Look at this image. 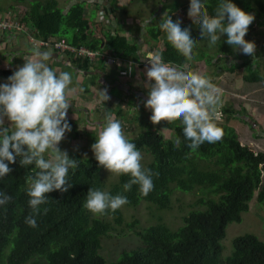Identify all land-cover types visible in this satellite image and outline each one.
Wrapping results in <instances>:
<instances>
[{
    "label": "trees",
    "instance_id": "trees-1",
    "mask_svg": "<svg viewBox=\"0 0 264 264\" xmlns=\"http://www.w3.org/2000/svg\"><path fill=\"white\" fill-rule=\"evenodd\" d=\"M21 2L27 3L24 15L21 19L9 18L23 23L28 31L20 34L28 41L30 38L45 41L64 39L73 46L86 45L113 56L139 60V45L129 42L117 29L106 32L103 23L97 19L93 21L91 13L87 14L85 2L73 3L67 10L61 9L57 0ZM219 2L205 0L210 15H214ZM233 2L254 14L245 39L255 42V57L242 52L239 54L227 44L226 34L217 44L211 45L210 52L214 53L216 48V54L204 53L198 48L197 40L206 48L209 41L202 38L200 28L188 16L190 3L173 8L169 16L173 21L180 20L182 28H190L191 36L196 39L192 59L179 54L167 41L166 33L159 28L161 21L148 30L154 43L151 53L159 55L164 63L179 67L190 61L203 60L208 66L214 65L215 71L208 75L212 80L218 77V71L235 73L239 66L243 71V81H264V41L258 42V37L264 36V0ZM103 9L113 16L109 7L104 6ZM71 56L75 57L79 67L91 65L88 58ZM229 57H239L243 62L238 66L227 64ZM5 74L10 76L13 72L6 70ZM221 112L225 118V124L219 125L224 133L222 140L205 142L195 151L187 147L179 120L154 125L148 112V121L143 119L144 122L140 123L144 124V130L129 141L148 157L143 167L158 173L153 176L154 188L147 196L139 192L137 185L125 192L123 185L129 176H119L117 183L107 192L126 196L128 203L122 209L105 215L93 214L84 207L89 188L106 191L101 173L104 167L95 157L69 154L79 164L75 172L69 170L72 187L65 193L54 190L46 194L48 203L42 208H48V212L36 217L38 227L35 228L25 223V217L31 211L26 176L32 166L21 167L20 157L15 164L5 161L13 171L0 179V191L10 195L12 200L0 207V264H264V242L251 234L235 237L231 253L225 259L220 257L228 225L241 222L242 214L248 212L255 196L257 203L264 205V153H254L241 145L235 130L227 126L230 120L241 116L240 112L231 108H222ZM162 129L171 131L173 140L164 138ZM176 137L182 141L179 148L174 147ZM175 192L199 197L188 205L179 201V211L183 215L182 224L177 229H171L161 218L147 227H140L138 219L125 223L124 208L136 209L145 202L158 212L168 211L172 209ZM126 234H133L139 245L122 251L117 259L109 261L101 253L103 241Z\"/></svg>",
    "mask_w": 264,
    "mask_h": 264
},
{
    "label": "clouds",
    "instance_id": "clouds-1",
    "mask_svg": "<svg viewBox=\"0 0 264 264\" xmlns=\"http://www.w3.org/2000/svg\"><path fill=\"white\" fill-rule=\"evenodd\" d=\"M188 16L193 24L198 25L202 38H207L210 46L217 44L226 34L227 44L255 57V42L245 39L254 14L240 8L233 0H220L214 15L209 14L205 0H190ZM150 20L142 23V33ZM159 28L166 33L167 41L179 54L192 59L196 39L191 36L190 28H182L181 21H173L171 16L162 18ZM96 51L112 61L119 58L100 49ZM107 58L99 57L94 63L100 59L108 62ZM141 58H146L150 65L146 77L151 87L144 106L152 112V123L159 125L162 121L169 124L181 121L184 140L192 151L205 142L221 141L224 135L219 126L222 90L211 78L186 70V66H170L156 54L149 53ZM48 59V53L37 50L31 59H25L23 66L7 78V82L0 83V179L13 171L9 163H17V157H20L21 167L32 166L26 176L31 211L25 217V223L33 228L38 227L36 217L48 212V208H42L48 203L46 194L54 190L67 192L72 187L69 170L75 172L79 166L77 159L59 147L66 133L71 131L67 114L72 101L69 98L72 76L66 71L57 73L46 63ZM101 98L103 102L110 99L107 89L102 90ZM6 121L9 122L7 126ZM102 125L96 142L91 145L98 164L111 174L129 176L123 185L125 192L137 185L139 192L147 196L154 188L153 176L158 173L143 167L141 152L125 136L118 118L114 119L109 113ZM181 143L179 137L174 139V147L179 148ZM11 200L10 195L0 191V207ZM127 203V197L122 194L112 195L91 187L84 207L93 214L105 215Z\"/></svg>",
    "mask_w": 264,
    "mask_h": 264
},
{
    "label": "rangeland",
    "instance_id": "rangeland-1",
    "mask_svg": "<svg viewBox=\"0 0 264 264\" xmlns=\"http://www.w3.org/2000/svg\"><path fill=\"white\" fill-rule=\"evenodd\" d=\"M57 2L59 7L65 10H67L73 3L85 2L87 14L89 15L91 13L90 17L93 21L96 19L99 21L100 18L103 22H107L108 24L103 23L105 25L103 29L107 28L109 33L112 29H117L120 34L127 36L129 42L138 44L140 52L144 47L143 55L145 57V54L148 53V49L154 45L148 32L149 27L156 26L162 18L167 19L170 10L182 4L190 3V0H57ZM26 4V2H21V0H0V16H2L0 20H3V18H9V16L21 19L26 12ZM104 6L109 7V10L111 11L113 10V16L106 13L107 11L103 9ZM145 20H150V24L146 26V30L142 33V23ZM118 22L123 23V26H119ZM113 25H117L116 28H113ZM9 31L10 30H8V32ZM263 41L264 36L258 37V42L262 43ZM197 46L208 55L213 56L216 54V48L214 53L210 52L211 46L209 44L206 48L203 42L197 40ZM12 48L14 47H11V49H7L6 51L4 50L5 55L9 50L17 52L16 49ZM238 52L240 54V51ZM240 57L245 59L242 56ZM26 58L27 56L25 55H19L15 58V61H24ZM241 58L229 57L227 58L226 63H232L238 66V64L243 62ZM120 60L119 57L108 64L115 68L117 76L114 79H126L131 83V87L133 86L134 88V86H139L141 89L145 88V90H147L149 88V82L145 80L144 74H146V72L144 71L148 66H127V69L121 72L118 67V62ZM4 61V59H0V63H4ZM128 61L126 63H129ZM233 61H236V63H233ZM12 62L13 60H9V63ZM123 63L125 64V62ZM186 70L196 71L207 77L211 72L215 71L214 65L208 66L203 60L190 61V63L186 65ZM242 72V68L238 66L236 67L235 73L218 71V77L213 80L211 79L212 82L222 90L219 110L221 112L222 108H231L240 112L241 116L239 115L240 117H238V119L230 120L227 123V126L232 127L235 130L241 145L248 147L254 153H264V81L255 83L245 82L241 79ZM3 81V77L0 76V83ZM99 88L97 87V89ZM73 90L77 91L75 92V95H83L82 91L85 89L83 88L79 90L73 87ZM89 90L93 91L94 89L90 87ZM96 107V113L88 119H86L85 114L81 112H77L76 119L74 117L71 118L69 113L67 114L68 122H70L71 125V131L66 133L65 138L59 144L62 151L67 150L68 154H77L83 158L95 157L91 145L96 142V135L103 126L102 123L99 122H103L106 115L109 113L112 114L114 119L118 118L117 114L114 115L106 109H100L98 108L99 106ZM124 107L125 106H123V109ZM148 112L152 114L150 109L143 114L146 121H148L147 118H149ZM78 113L81 115H78ZM131 113L132 111L129 113V116L132 115ZM118 120L121 122L123 132L128 139L134 138L144 130V124L134 123L125 118L123 120L118 118ZM224 120L225 118L222 115L219 125L225 124ZM143 122L144 121H142V123ZM8 123L9 122L6 121L5 126H7ZM179 123L182 124L181 121H179ZM161 133L164 135V138L173 140V137H171V131L162 129ZM144 155H142V164L148 160V157ZM45 158H48L47 153L45 154ZM101 173L107 191L117 183L119 176L111 174L106 168L102 169ZM197 198L199 197L193 194L185 195L180 192H175L172 209L168 211L164 210L162 212H158L152 205L142 202L136 209L124 208V221L125 223H130L134 219H138L140 227H147L154 225L158 218H161L171 229H177L182 224L183 215V213L179 211L181 205L179 201H181L182 204L188 205L191 201H195ZM245 234L255 235L260 241L264 242V205L263 203H257L256 196L250 203L248 212L242 214L241 222L228 225L226 236L222 240L223 251L220 256L221 259H225L231 253L232 240L237 236ZM138 245V240L133 234H126L123 236L117 235L106 238L103 241V249L101 253L105 255L109 261H112L117 259L122 251L132 250L137 248Z\"/></svg>",
    "mask_w": 264,
    "mask_h": 264
},
{
    "label": "crops",
    "instance_id": "crops-1",
    "mask_svg": "<svg viewBox=\"0 0 264 264\" xmlns=\"http://www.w3.org/2000/svg\"><path fill=\"white\" fill-rule=\"evenodd\" d=\"M1 17L2 16H0V18ZM99 21L101 23L108 24L107 22L100 20V18ZM120 24L122 25L123 23L118 22L119 26H121ZM105 31H108V29L106 28ZM11 47H14L12 49H16L17 52L9 50V52L5 55L4 50L6 51L7 49H11ZM143 48L140 52L141 56L139 57V60H133L131 58H123L119 56L121 60L118 62V67L120 68L121 72L126 70L127 66H150L147 64L146 58H141L144 57ZM37 50L41 53L49 54V59L46 61V63L53 70L57 71V73L61 71L71 73L72 84L70 85L71 91L69 93V98L72 101L70 102L71 106L68 110L71 118L74 117L76 119L77 112L84 113L86 119L89 117L91 118V116L96 113L95 107L99 106L98 108L100 109H106L109 112H112L114 115L117 114L120 120L125 118L134 123L139 122L138 124L143 121V114L149 110L144 106V101L148 99V93L151 87V82L147 80L146 74H144L145 80L149 82V88L145 90V88L141 89L139 86H134V89L133 86L131 87V83L126 79L115 80L114 78L117 76L115 68L113 66H109L108 62H103L102 59L91 65H86V67H79L74 61L75 57L66 54L64 51L54 50L51 48H42L36 46L35 44H31L27 38L20 33L0 32V59L5 60L4 63H0V76L3 77L4 80L2 83L7 82V78L9 77L5 74L6 70L14 72L18 69V67L23 66V64L26 62L25 59L24 61H15L17 56L25 55L27 56L26 59H31L33 53ZM149 53H151L150 49H148V53H146L145 56H147ZM105 54L108 53L105 52ZM9 60H13V62L9 63ZM127 61L129 63H126ZM123 62H125V64ZM146 70L144 72H146ZM73 87L79 90L84 88L85 90L82 91L83 95H75V92L77 91H74ZM90 87L94 90H89ZM97 87H100L101 89H97ZM104 89H107V93L110 96V99L106 102H103L101 95H99ZM123 106H125L124 109ZM131 111L132 115L129 116ZM78 115L81 114L78 113Z\"/></svg>",
    "mask_w": 264,
    "mask_h": 264
},
{
    "label": "built area",
    "instance_id": "built-area-1",
    "mask_svg": "<svg viewBox=\"0 0 264 264\" xmlns=\"http://www.w3.org/2000/svg\"><path fill=\"white\" fill-rule=\"evenodd\" d=\"M8 30H10L8 32ZM27 32V28L24 27L23 23L18 20H13L12 18H3L0 20V32L7 33H20ZM29 42L35 44L36 46L51 48L54 50L65 51L70 55H76L77 57H85L88 58L90 64H93L94 61L99 58H107L106 55L101 54L99 51L93 50L85 45L82 46H73L68 44L64 39H59L57 41L52 40H36L34 38H30ZM108 62H111L112 59L107 58Z\"/></svg>",
    "mask_w": 264,
    "mask_h": 264
}]
</instances>
